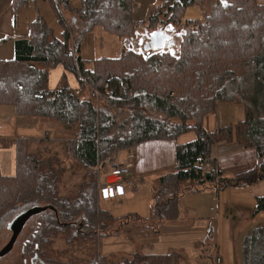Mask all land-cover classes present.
Returning <instances> with one entry per match:
<instances>
[{
    "label": "trees",
    "instance_id": "1",
    "mask_svg": "<svg viewBox=\"0 0 264 264\" xmlns=\"http://www.w3.org/2000/svg\"><path fill=\"white\" fill-rule=\"evenodd\" d=\"M30 1L14 0V7L19 9ZM208 1L212 7L202 20L183 18L189 6ZM49 3L62 33L55 35L45 18L37 14L27 37L15 40V58L0 59V105L12 107L18 116L59 122L73 136L40 139L44 144L36 145L52 154L48 158L40 155L44 153L41 150L31 149V139L15 140V173L4 174L0 169V224L7 215L38 210L41 222L23 248L30 263L39 258L42 264H175L177 251H136L116 262L108 255L97 256L94 250L87 261L57 262L42 257V248L60 233L95 237L98 227L106 230L104 235L114 230L118 233L128 225L159 232L167 222L182 216L181 200L189 193L213 184L222 190L264 180V3L167 0L154 7L142 23L151 29L160 23L175 26L178 49L146 50L145 35L142 43V37L137 44L131 41V48L124 47L118 57L93 60L81 55V42L94 28L101 27L124 40L141 35L133 16L137 1L81 0L80 6L71 0ZM167 31L172 38L173 28ZM60 64L76 76L79 88L70 85L66 74L56 88L49 87L50 70ZM242 100V120L214 131L205 129L204 118L220 103ZM152 110L165 116H148ZM191 131L196 139L176 146L177 167L151 184L149 216L130 213L115 217L100 206L99 172L112 168L122 151L151 140H176ZM233 139L255 150L261 161L225 175L213 158V147ZM56 142L86 171L75 196L59 193L66 170L64 159L58 160ZM55 162L61 165L56 167ZM263 211L264 194L257 195L252 215ZM116 222L117 228L110 229ZM253 231L257 233L252 240H264V226ZM248 261L252 262L246 256Z\"/></svg>",
    "mask_w": 264,
    "mask_h": 264
},
{
    "label": "crops",
    "instance_id": "2",
    "mask_svg": "<svg viewBox=\"0 0 264 264\" xmlns=\"http://www.w3.org/2000/svg\"><path fill=\"white\" fill-rule=\"evenodd\" d=\"M258 1L264 3V0ZM155 3L156 0L151 1V5ZM30 10L29 4L15 9L14 0H0V59L15 58V40L27 37L30 31V24L34 19ZM140 37H142L141 41ZM145 37V35L141 34L132 43L137 44L139 41L142 43ZM64 74L67 75L68 81L73 88L77 89L80 87L76 76L66 71L61 64L50 70L49 87L51 89L56 88ZM244 116L245 110L243 106L222 102L215 112L206 115L203 125L207 131H214L217 127L234 125L237 121L242 120ZM49 124L51 123H49L48 119L18 116L12 107L0 105V169L4 174L12 175L15 173L16 139L29 138L33 145H36V143H40V139L44 136L49 138L48 134L57 133L56 130L58 128L62 134L69 131L68 128L62 127L57 123ZM63 135H61V138L64 140L71 137ZM194 139H196V133L191 131L180 135L176 140H151L127 150V156L123 160L116 162V164H129L131 167L126 195L130 191L131 181H139L141 183L151 178L155 182L161 174L175 169L178 165L176 159L177 144L190 142ZM212 154L225 175H232L247 170L258 165L261 161L255 150L244 148L236 139L216 143ZM256 193V196L264 194V192ZM118 198L121 197H116L115 199ZM182 207V216L176 221L167 222L159 232L146 228H133L126 231L133 234L132 241L128 244L130 247L119 239H116L115 242H107V248L103 251L104 255H108L112 261H116V259L122 261L136 251H142L146 254H164L170 251H177L175 264H191L189 260L192 261V264H210L208 260L203 258L207 249L205 244L210 240L213 242L212 258L214 259V264H247L246 256L241 254L247 235L245 231H235L234 236L233 233H227L224 239L225 250L222 251L220 229L217 235L218 228L216 223L211 219L198 217V214L192 208L186 209L184 205ZM252 217L255 221L253 227L264 226V211L256 216L252 215ZM116 234L119 236L118 238H122L125 231ZM144 239H147L148 242L144 243ZM136 240L141 242V250L135 246ZM108 246L114 247L108 248ZM256 247V250L261 254L260 261L257 262V259H255L252 262H248L249 264H264V240H259Z\"/></svg>",
    "mask_w": 264,
    "mask_h": 264
},
{
    "label": "rangeland",
    "instance_id": "3",
    "mask_svg": "<svg viewBox=\"0 0 264 264\" xmlns=\"http://www.w3.org/2000/svg\"><path fill=\"white\" fill-rule=\"evenodd\" d=\"M136 1L137 8L133 12V16L135 20L138 21L137 26L139 33L147 36L145 43L146 50L150 51L152 49L150 47V39L154 32L158 30H167L169 28H173L174 31L170 40V46L168 45L166 48L178 49L179 31L175 26L173 27L167 25L164 27V24L160 23L156 28L151 29L148 24L142 23V21L146 19L154 7L163 4L167 0H156V3L152 5V0ZM71 2L74 6H80L81 4V0H71ZM29 7L34 19L36 18L37 14L42 15L48 24L54 29L55 35H61L62 26L58 22L49 0H31ZM211 7V1L206 2L204 5L200 2H196L185 10L183 18L185 20L188 19L194 21L202 20L210 12ZM138 37L139 35L136 38ZM131 41L136 40H124L114 34L106 32L101 27H96L84 35L81 42V55L84 58L90 60L103 56L118 57L122 53V49L124 47L131 48ZM141 47L144 46L141 45ZM230 103L239 104L244 108L245 101L242 100L240 102ZM147 115L157 118H163L165 116L164 113L156 110L149 111ZM48 121L52 125L54 123L63 125L53 120ZM56 131L57 133L52 132L48 135L57 139L64 134V132L63 134L61 133L59 128ZM67 134H69L71 137L73 136L72 131L66 132L63 136H66ZM56 144V148L59 150L58 152H60L57 154L58 160L60 161L64 159L65 162L63 161L64 163L62 165L66 170L64 179L61 180L59 184V193L67 196H75L78 194L79 185L83 181L86 171L83 167L67 156L62 144H59L58 142H56ZM32 146L33 148L31 149L33 151H37L36 149H39L44 152L43 147L39 146V144H32ZM127 154V150L122 151L119 154L117 161L123 160ZM40 155L46 158L52 157V154L47 155V152L41 153ZM54 165L57 167L58 165H61V162H55ZM110 172V166L102 168L99 172V178L103 180ZM152 182L153 181L151 178H148L141 183L139 181H131V188L126 196H122L118 199L113 198L109 200H100V206L109 210L115 217L129 215L130 213H138L144 217L149 216L151 213L152 204ZM263 190L264 180L255 183L254 185L228 187L222 190L218 189L216 185L213 184L202 189L200 192L187 194L184 196L185 198L183 197L184 199L182 198L183 202L181 200V203L186 209L192 208L193 211L198 214V217L208 218L216 223L218 228L217 235L220 229L222 251L225 250L224 239L225 235L227 236V233H233V236L235 231H245V234H247L246 236L251 234L247 241L243 243V250H241V254L242 256L243 254L247 257L249 256L250 260L252 261L257 259V262H259L261 254L256 250V245L258 244L259 240H252L257 233L256 232L253 234L254 231H252L254 228H256L253 227L255 221L252 217V213L256 207V192L263 193ZM218 211H220L219 214ZM40 222L41 218L38 211L32 213L27 212L23 214L18 213L17 215L11 214L5 217L2 224H0V264H42L39 258L32 263L29 261L27 262L23 254L24 245L28 242L30 237H32L35 231H37ZM118 223H120V221ZM118 223H114L110 229L117 228ZM126 227L119 231H125V234H123L122 238H118L119 236H117L116 230H114V233H111L110 235H104L106 234V230L100 227L97 228L98 232L95 237L89 236L88 238H80L79 235L72 236V233L70 232L60 233L58 236L54 237L51 243L43 246L42 257L45 256L46 258L54 259L57 262L63 260L75 262L87 261L94 250H96L97 256L103 255V251L107 248V242H115L116 239L124 241L126 246L130 247L128 244L131 243L133 234L126 231H129L135 227L132 225H128ZM135 229L141 228L139 227ZM93 239H96V241ZM144 241V243L148 242L147 239H144ZM135 244V246H137L140 250L142 249V247H140L142 245L141 242L136 240ZM205 245L207 249L203 258L204 260H208L210 264H214V259L212 258L214 249L213 242L209 240ZM110 247L114 246H108V248ZM116 261L119 260L116 259ZM189 262L192 264V261L189 260ZM247 264H249V262Z\"/></svg>",
    "mask_w": 264,
    "mask_h": 264
},
{
    "label": "built area",
    "instance_id": "4",
    "mask_svg": "<svg viewBox=\"0 0 264 264\" xmlns=\"http://www.w3.org/2000/svg\"><path fill=\"white\" fill-rule=\"evenodd\" d=\"M130 168L129 164H116L103 180L99 179L97 189L101 200H109L126 195L131 173Z\"/></svg>",
    "mask_w": 264,
    "mask_h": 264
},
{
    "label": "water",
    "instance_id": "5",
    "mask_svg": "<svg viewBox=\"0 0 264 264\" xmlns=\"http://www.w3.org/2000/svg\"><path fill=\"white\" fill-rule=\"evenodd\" d=\"M171 35L167 30H158L153 33L150 39V47L153 50H161L170 44ZM38 210L30 211L28 213L36 212Z\"/></svg>",
    "mask_w": 264,
    "mask_h": 264
}]
</instances>
